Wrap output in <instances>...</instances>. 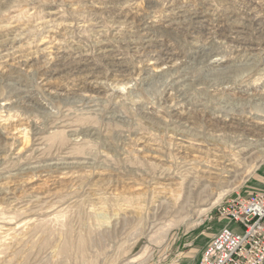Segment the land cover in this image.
<instances>
[{
    "label": "rangeland",
    "instance_id": "obj_1",
    "mask_svg": "<svg viewBox=\"0 0 264 264\" xmlns=\"http://www.w3.org/2000/svg\"><path fill=\"white\" fill-rule=\"evenodd\" d=\"M257 14L264 0H0V264H200L220 207L264 191Z\"/></svg>",
    "mask_w": 264,
    "mask_h": 264
},
{
    "label": "built area",
    "instance_id": "obj_2",
    "mask_svg": "<svg viewBox=\"0 0 264 264\" xmlns=\"http://www.w3.org/2000/svg\"><path fill=\"white\" fill-rule=\"evenodd\" d=\"M219 214L230 223L205 247L200 264H264V191L229 199Z\"/></svg>",
    "mask_w": 264,
    "mask_h": 264
},
{
    "label": "bare ground",
    "instance_id": "obj_3",
    "mask_svg": "<svg viewBox=\"0 0 264 264\" xmlns=\"http://www.w3.org/2000/svg\"><path fill=\"white\" fill-rule=\"evenodd\" d=\"M243 4V3H242ZM173 5H175V4H173ZM177 6V5H176ZM248 7V6H247ZM177 8V7H176ZM175 9V8H174ZM195 10H198V9H195ZM203 10V9H202ZM248 11V10H247ZM253 11H255L254 10V8H250V10H249V15L248 16H251L252 15V12ZM256 11H257V9H256ZM205 13V12H204ZM259 13H261V12H259ZM193 14H199L200 15V11H196L195 13H193ZM143 15V14H142ZM223 15V14H222ZM258 15V14H257ZM261 15V14H260ZM260 15H258V16H254V17H251V21L255 24V25H259V27H258V31L261 33V35L263 36L264 35V25L263 24H261L260 23V19L261 18H259L260 17ZM194 19H195V17H194ZM199 19V18H198ZM204 19V18H203ZM222 19L223 18H219V19H217V23L215 24V26L216 27H219L221 30L220 31H222V33L223 34H226V33H228V26L222 21ZM262 21V20H261ZM141 22H142V20H141ZM234 26V25H233ZM140 27H141V25H140ZM151 28L152 29H155L156 28V26H151ZM218 30V29H217ZM244 28L242 29V30H236V32H238V33H244ZM162 32V34H163V31L162 30H157L156 32ZM215 31V30H214ZM140 32V31H139ZM142 32V31H141ZM147 33V32H146ZM166 33V32H165ZM217 33V32H216ZM251 35V34H250ZM226 36V35H225ZM163 37V36H162ZM223 37V36H222ZM154 38V37H153ZM260 38H261V36H260ZM130 39V38H129ZM132 39V38H131ZM231 41V40H230ZM151 42V41H150ZM236 42V41H235ZM239 43V42H238ZM164 47V46H163ZM3 48V47H2ZM249 48V47H248ZM160 49V48H159ZM165 51L166 50H169L168 48H166L165 47V49H164ZM173 50H174V48H173ZM159 53V52H158ZM144 54V53H143ZM174 55H175V53H173L171 50L170 51H166L165 53H162V57H154L153 59H155V63L156 64H158V63H163L164 65L165 64H168V63H170L171 61H173V59H174ZM155 56H157V55H155ZM54 58V57H53ZM118 60V59H117ZM121 61V60H120ZM125 62V61H124ZM219 62H222L221 60H219V59H213L212 60V64H214V63H216V64H218ZM142 64V63H141ZM219 64H221V63H219ZM140 65V64H139ZM167 66H169V65H167ZM171 66V65H170ZM240 67V66H239ZM94 68V67H93ZM124 68V67H123ZM68 69H70V68H68ZM85 69V68H84ZM91 69V68H90ZM234 69V68H233ZM237 69V68H236ZM240 69H242L241 67H240ZM88 70V69H87ZM238 70V69H237ZM91 71V70H90ZM89 71V72H90ZM235 71V70H234ZM239 71H241V70H239ZM1 74H2V72H1ZM100 74V73H99ZM5 75V74H4ZM89 75V78L90 79H92V75L91 74H88ZM99 76V75H98ZM94 78V77H93ZM100 78V77H99ZM118 78V77H117ZM120 78V77H119ZM122 78V77H121ZM84 79V78H83ZM85 80V79H84ZM78 81V80H77ZM94 85H93V87H94V89H97V90H100L101 89V87H99L98 85H99V83H96L95 81H91ZM83 83H85V82H83ZM82 84V83H81ZM90 86V85H89ZM88 86V87H89ZM91 87V86H90ZM177 88V87H176ZM93 89V88H92ZM73 90V89H72ZM49 91V90H48ZM172 91H173V89H172ZM175 92V91H174ZM169 93V92H168ZM179 93V91L177 92V94ZM181 94V93H180ZM88 95H89V93H88ZM171 95V94H170ZM174 95V94H173ZM128 96V95H127ZM175 96V95H174ZM176 97V96H175ZM24 99V98H23ZM252 99V98H251ZM174 100V99H173ZM231 100V99H230ZM225 103V102H224ZM50 105V104H49ZM206 111V110H205ZM244 111V110H243ZM251 113V112H250ZM215 115V114H214ZM218 115V114H217ZM185 116V115H184ZM228 116V115H227ZM238 116V115H237ZM221 117V116H220ZM187 118V117H186ZM224 118V117H223ZM226 118V117H225ZM247 118V117H246ZM249 119V118H248ZM251 119V118H250ZM254 119V118H253ZM185 120V119H184ZM220 120V119H219ZM222 120V119H221ZM238 120V118H229V120H227L228 122H233V123H235V121H237ZM255 120V119H254ZM258 120V119H257ZM250 121V120H249ZM248 121V122H249ZM259 121H261V120H259ZM221 122H223V121H221ZM254 122V121H253ZM185 123V122H184ZM189 123V122H188ZM241 123V122H240ZM243 123V122H242ZM245 123V122H244ZM238 125H240V124H238ZM261 126H260V128L259 127H256V128H253L252 130L253 131H251L250 132V130H249V135H251L252 137H250L251 139H250V141H252V142H254L253 144H255V145H257V146H261V145H264V125H262V124H260ZM245 126V125H244ZM247 126V125H246ZM248 127V126H247ZM242 128H243V126H242ZM245 129V128H244ZM244 129H242V130H244ZM239 130H240V128H239ZM238 132V131H237ZM244 133V132H243ZM239 134V133H238ZM244 136V135H243ZM246 136V135H245ZM249 137V136H248ZM187 142V141H186ZM192 144H194V143H192ZM260 150V149H259ZM261 153V152H260ZM261 156V155H260ZM184 158V157H183ZM186 162V161H185ZM192 162V161H191ZM217 165V164H216ZM190 166V165H189Z\"/></svg>",
    "mask_w": 264,
    "mask_h": 264
},
{
    "label": "crops",
    "instance_id": "obj_4",
    "mask_svg": "<svg viewBox=\"0 0 264 264\" xmlns=\"http://www.w3.org/2000/svg\"><path fill=\"white\" fill-rule=\"evenodd\" d=\"M205 249V248H204ZM204 251V250H203ZM203 253V252H202Z\"/></svg>",
    "mask_w": 264,
    "mask_h": 264
}]
</instances>
